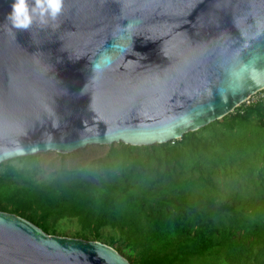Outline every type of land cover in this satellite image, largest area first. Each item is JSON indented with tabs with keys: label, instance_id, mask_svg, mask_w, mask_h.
<instances>
[{
	"label": "water",
	"instance_id": "95a60500",
	"mask_svg": "<svg viewBox=\"0 0 264 264\" xmlns=\"http://www.w3.org/2000/svg\"><path fill=\"white\" fill-rule=\"evenodd\" d=\"M264 90V0H0V164L181 139ZM0 264H132L0 210Z\"/></svg>",
	"mask_w": 264,
	"mask_h": 264
},
{
	"label": "trees",
	"instance_id": "16d2710c",
	"mask_svg": "<svg viewBox=\"0 0 264 264\" xmlns=\"http://www.w3.org/2000/svg\"><path fill=\"white\" fill-rule=\"evenodd\" d=\"M239 125L264 131V99L244 102L181 139L112 144L104 156L74 167L62 163L41 180L38 154L3 162L0 210L61 236H67L61 222L77 218L82 227L69 232L73 237L116 246L132 264H264V236L250 222L259 219L224 188L235 172L246 178L239 164L246 149L205 135L213 126ZM257 169L264 171V154ZM254 172L247 177L257 186L261 174Z\"/></svg>",
	"mask_w": 264,
	"mask_h": 264
},
{
	"label": "rangeland",
	"instance_id": "374dc122",
	"mask_svg": "<svg viewBox=\"0 0 264 264\" xmlns=\"http://www.w3.org/2000/svg\"><path fill=\"white\" fill-rule=\"evenodd\" d=\"M261 93L262 92L256 94L255 99H258L261 96ZM205 135L212 136L215 140L222 138V140L230 146L238 145V148L243 147L246 149L245 156L239 161V164L243 167L242 174L246 178L241 179V176L235 172L231 174L234 176V180L231 178L225 180L226 182L224 183V188L226 196L234 197V199L237 200L235 202L247 209L254 219H259L250 220V222H257L260 227L259 231L264 236V171L258 173L257 169V163L264 154V131H261L254 125L246 127L239 125L235 130L229 131L225 129L221 130L219 127L213 126L209 129V131L205 132ZM117 144L119 143H114V145ZM111 146L112 144L90 145L83 149L67 153V156L64 158L59 155L60 153L55 151L38 153L40 156L39 162L41 164V171L37 175V179L41 180L47 178L50 173L54 169L58 168L62 163H65L70 167H74L88 163L94 158L104 156L110 150ZM237 155L238 154L236 153L233 157L236 158ZM250 170H255L254 175L261 174V178H258L257 186L250 183L251 177H247ZM220 179L222 182V179H224L223 176ZM20 206L25 207V204L21 203ZM77 220V218L72 220L68 219L67 221L64 219V221L61 222L60 226L67 232V234L64 235L73 237L69 232H75L76 230L81 229V223ZM110 233L111 230L109 228L104 231V234ZM247 245H251L250 241ZM121 254L124 257L126 255L124 252ZM245 257L247 258L248 256ZM242 260L243 257H241V263Z\"/></svg>",
	"mask_w": 264,
	"mask_h": 264
},
{
	"label": "built area",
	"instance_id": "2783aa9c",
	"mask_svg": "<svg viewBox=\"0 0 264 264\" xmlns=\"http://www.w3.org/2000/svg\"><path fill=\"white\" fill-rule=\"evenodd\" d=\"M259 92H262V93H261V96H260L259 98L264 99V90H263V91H259ZM259 92H258V93H259ZM258 93H256V94H258ZM256 94H254L253 96H251V97L246 101V103H247V104H250V103L253 102V101H254V102L257 101L259 98H258V99H255V95H256Z\"/></svg>",
	"mask_w": 264,
	"mask_h": 264
}]
</instances>
